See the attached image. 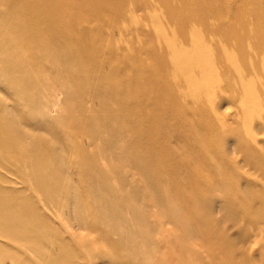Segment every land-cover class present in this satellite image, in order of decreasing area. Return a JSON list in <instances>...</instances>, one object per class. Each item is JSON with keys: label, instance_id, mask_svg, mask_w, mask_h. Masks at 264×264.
I'll use <instances>...</instances> for the list:
<instances>
[{"label": "rangeland", "instance_id": "obj_1", "mask_svg": "<svg viewBox=\"0 0 264 264\" xmlns=\"http://www.w3.org/2000/svg\"><path fill=\"white\" fill-rule=\"evenodd\" d=\"M141 259L264 264V0H0V264Z\"/></svg>", "mask_w": 264, "mask_h": 264}, {"label": "bare ground", "instance_id": "obj_2", "mask_svg": "<svg viewBox=\"0 0 264 264\" xmlns=\"http://www.w3.org/2000/svg\"><path fill=\"white\" fill-rule=\"evenodd\" d=\"M172 49V48H171ZM166 50L167 51H172V50H170V47L169 48H166ZM213 50V49H212ZM213 53V52H212ZM241 68L239 67V66H237V68H234L233 70H232V72L234 73V75L235 76H237L238 75V70H240ZM242 70H243V72H245L246 71V68L245 67H242ZM226 71V70H225ZM186 79H188V78H186ZM249 84H250V82H248ZM222 85L223 86H226V83L224 84L223 82H222ZM213 86H214V88H215V86H216V84L214 85L213 84ZM199 92V91H198ZM206 93V92H205ZM54 94H55V96H57V93L54 91ZM198 94H196V96H197ZM199 96V95H198ZM238 98V97H237ZM240 98V97H239ZM215 107H216V109H218V108H221L220 107V105L219 104H217L216 103V105H215ZM51 116V115H50ZM27 119V118H26ZM171 120H173V122H171V124H173V123H183L184 121H183V117H181V115H177V116H175L174 114H172V116H171ZM179 121H181V122H179ZM161 122L165 125V124H168V117H166V116H163L162 117V119H161ZM187 122V121H186ZM188 123V122H187ZM38 124V123H37ZM33 130H34V128H33ZM29 132V131H28ZM28 132L27 133H23L22 134V137H23V139L25 140V144L26 143H29V139H31L30 137H28L29 135H28ZM182 134V133H181ZM151 140H153V141H155L156 139H155V137H151L150 138ZM29 145V144H28ZM22 148H20L21 149V155H24L26 152H25V149H24V146H21ZM130 159H131V161H132V163H133V166L135 167V168H141V169H143V171L148 175V177H150V180H154L156 177H158L159 175H161L162 174V166H161V163H160V159L158 158V156H157V154L156 153H154V154H151V153H146L145 155L143 154V156H141V157H136V156H131L130 157ZM61 163H63L62 162V160H59V162H58V164H57V166H61ZM176 220H179V218L178 217H176ZM184 225H185V227L186 226H189L190 225V222L189 221H186V223H184ZM117 249L120 251V252H122V248L120 247V246H118L117 247ZM132 262V260L130 261V263ZM147 259H145V260H143V259H141V260H139V261H137V263L136 264H147Z\"/></svg>", "mask_w": 264, "mask_h": 264}]
</instances>
